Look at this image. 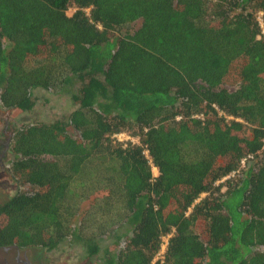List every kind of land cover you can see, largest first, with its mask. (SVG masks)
<instances>
[{
    "label": "trees",
    "instance_id": "obj_1",
    "mask_svg": "<svg viewBox=\"0 0 264 264\" xmlns=\"http://www.w3.org/2000/svg\"><path fill=\"white\" fill-rule=\"evenodd\" d=\"M37 88L76 107L12 134L30 188L0 246L92 257L110 233L102 264H152L170 234L164 264H264V0H0V110Z\"/></svg>",
    "mask_w": 264,
    "mask_h": 264
},
{
    "label": "rangeland",
    "instance_id": "obj_2",
    "mask_svg": "<svg viewBox=\"0 0 264 264\" xmlns=\"http://www.w3.org/2000/svg\"><path fill=\"white\" fill-rule=\"evenodd\" d=\"M72 12L73 9L68 11L69 14ZM261 15L262 13L260 17ZM140 24L141 20H137L131 25L126 26L124 31L132 32ZM33 97L35 99V106L15 118L11 116L9 111L0 110V143L9 142L12 134L17 129L28 124L49 122L57 119L67 121L70 113L76 107L71 95L55 90L37 88L33 91ZM2 147L3 145H0V148ZM12 159L13 155L9 150L5 168L0 172V203L13 196L19 190L30 188L29 184H20L12 177L9 170ZM154 172L157 174V169L154 168ZM105 193V190H99L92 194L88 201L82 203V208L88 207L91 201H94L96 197L103 196ZM79 218L80 216L77 217L76 223H78ZM113 230L116 235H121L125 230V225L117 226ZM115 240L116 238H113L110 233L102 237L98 241L101 250L92 257L88 256L81 241H76L75 239H67L59 247L52 250L42 248H28L27 250L33 264H102L104 249L113 246Z\"/></svg>",
    "mask_w": 264,
    "mask_h": 264
},
{
    "label": "flooded vegetation",
    "instance_id": "obj_3",
    "mask_svg": "<svg viewBox=\"0 0 264 264\" xmlns=\"http://www.w3.org/2000/svg\"><path fill=\"white\" fill-rule=\"evenodd\" d=\"M0 145H3L0 148V172H2L8 156L9 142ZM27 249L14 244L0 246V264H33Z\"/></svg>",
    "mask_w": 264,
    "mask_h": 264
},
{
    "label": "built area",
    "instance_id": "obj_4",
    "mask_svg": "<svg viewBox=\"0 0 264 264\" xmlns=\"http://www.w3.org/2000/svg\"><path fill=\"white\" fill-rule=\"evenodd\" d=\"M113 137L116 140L121 141V142H127V141H132V142H135V143L136 142L137 143L140 142L139 141V137L130 136V135H128L125 132L115 133L113 135ZM169 237H170V234L163 237V241L161 243V247H160L159 251L157 252V254L155 255V257H154V259L152 261V264H164L165 263V254H166L167 247H168Z\"/></svg>",
    "mask_w": 264,
    "mask_h": 264
}]
</instances>
